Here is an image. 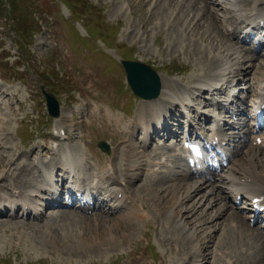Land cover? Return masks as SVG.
Listing matches in <instances>:
<instances>
[{
    "label": "rangeland",
    "instance_id": "1",
    "mask_svg": "<svg viewBox=\"0 0 264 264\" xmlns=\"http://www.w3.org/2000/svg\"><path fill=\"white\" fill-rule=\"evenodd\" d=\"M154 1L155 0H148V2L147 0H80L79 5H74L77 10L71 16L69 8L65 5L68 4L71 6L70 1L68 0H50V11L47 10L46 5L44 4L46 0H10L11 4L12 2L15 4V11L12 12L10 10L9 14L15 20L18 18V22L21 25L29 26L30 19L28 18V13L31 11H33L35 15L38 14L40 17L47 19H44L45 23L42 25L43 28L39 29V31L33 36L26 35L25 39L18 37V33H12V27L9 28L8 26H5V46L10 49L11 53H20V51H17L15 48V42H18L19 44L20 42L22 44L30 43L28 46L31 50L29 58H32L35 61V65H39L38 62L43 63L41 68L45 66V63L48 60L47 64L49 70L52 72V77L59 78V84H54L55 82L52 81L50 76L46 73L39 75L35 70L30 68L26 69L25 73L22 74V79L23 81H26V84H22L19 81H12L10 83L0 81V86L2 87H14L19 90V94L18 92L13 91L15 93L14 101H12V91L8 90L10 92L8 106L10 107L11 102L21 104V99H23V97L28 98L31 96L22 107L19 108L17 104L13 105L15 115L10 114L8 110H0V116L4 120H7L6 125L9 126V139L6 145L8 147L14 145L22 150L24 154H29L30 148L33 144H47L49 147H52L56 142H52L51 140V127L55 123H63L66 126L68 138L62 139V142L66 147L74 146L75 150H71L73 152H78L79 148L82 150L85 149L84 143L86 141H88L92 147H96L97 142L102 138L107 139L109 150L112 148V151H114L116 147L124 146L125 143L122 142V139L114 137L115 133L109 129L110 126L116 125L115 127L120 131L121 126L116 124L115 121L106 115H102V113L98 114L95 111V107L98 104L105 111H109L108 107L111 110L113 109L112 114L115 116H123L120 110L113 107L114 104L110 101L112 92L117 100H121L122 98V84L118 79L123 82H125V80L123 71L119 65V56L138 57L146 61L148 60V63H151L154 66V69L160 76L162 90L168 87L165 86L164 78H169L177 89L183 87V90L179 89L182 91V98L187 97V95L189 96L191 92L195 91L189 89L188 86L192 83H197L200 74L198 73L199 69L204 68L209 70L211 69L210 67H214V63L208 62L204 55L201 56L198 52H193V46L198 49L197 47L199 45L204 44L200 37L197 39V42L195 41L194 44H192L187 36H181L177 32L175 27H178V23H181L180 20L179 22H175L171 19L166 20L168 12H172L173 15L179 13L177 7L176 9L171 8L172 10L162 8L159 10L160 13L155 12L156 14L153 15H150L149 12H143L144 8L151 9L155 7ZM24 4L30 6L28 7L29 9L24 8ZM119 5H121V7H119ZM262 7H264V4H262ZM183 8L184 7L180 8V10L182 9V14H185L186 17L184 15H181V17L187 18ZM48 12L50 13L49 16ZM78 19H83L84 23ZM200 20L204 23L203 28H205L206 23L203 19ZM214 21L219 32L218 20L214 19ZM13 39L15 40L13 41ZM224 39L229 45H236L237 37H234L233 39ZM199 40H201V42ZM10 51H8V53ZM241 54L242 53L239 54L241 57H239L236 62L243 58V55ZM12 58L13 57L11 56V59ZM251 61L254 66L258 63L257 60L251 59ZM234 62L235 61L232 59L233 66L236 65ZM26 64L30 66L34 65L33 61L29 60H26ZM3 66L5 67L6 65L3 64ZM58 69L63 71L65 77H60L58 74L56 75ZM90 70L96 71L98 74H101L102 72L107 73L108 79L103 82L105 86L100 90H93L88 86V79L93 78V76L88 73ZM203 72L214 74L215 70L211 69ZM252 75L248 74L247 77H251ZM42 77L45 79V82L52 85L53 90L58 92V94L54 95L59 102L62 111H60L58 117H55L54 119H46V122L37 124V129L42 136L34 139L31 143L29 142L27 146H24L25 142L23 141L24 139H22L24 133L20 130L21 127L19 128V124L21 125L20 119L32 114L40 120L42 114L46 113V108L43 104L44 99L39 88V85L41 86L42 83H44ZM113 77L118 79H115L111 83L110 80ZM214 77L216 80L219 78L215 74ZM247 79L243 81L239 80L238 84L246 83V85H248ZM238 84L236 86H239ZM45 85L49 89L50 85L44 83V89L48 91ZM75 86L78 90H76ZM125 92L126 96L129 98V100H126V98L123 100L124 103H126V101L129 102V105H125V111H130V107L133 104L134 114H136V107L138 106L139 101H141V98H137L128 92V88ZM39 109L42 111L38 112ZM87 113L89 116H87ZM2 118H0V120ZM96 129L98 130L97 133L95 132ZM6 131L7 129L5 132ZM104 133H107V135L113 139L114 145L111 144V139L108 138L107 135L105 136ZM4 137L6 138H1L0 142L3 139H7V134L4 135ZM57 146L58 145L55 147ZM97 148L99 150L98 158L102 160L104 152L98 146ZM262 148L264 149V145ZM248 150L249 147L247 148V151ZM5 151L6 147L0 145V171L2 166H4L2 158L7 154ZM253 152H260L258 171L263 172L264 150H253ZM50 154L53 160L58 157L56 152H54L53 155L52 153ZM93 162L95 163V161ZM81 169L86 170L87 167L86 169L84 166L79 168L78 174L80 176ZM18 171L20 172V178L23 175L25 176L23 180L27 179L28 183L33 180L31 172L23 170ZM0 173H2V171ZM1 178L2 177H0V179ZM7 181L3 182L0 180V184L2 185V182L6 184L8 183ZM141 182H144V180L138 179L132 184V189L136 194L138 192H140L139 194H143L142 191L144 187H136L140 185ZM28 183H23V186ZM155 186L156 184L154 187ZM206 189L207 188L201 190L205 192ZM12 190L13 186H8L6 188L4 186V188L0 189V192L6 194L12 192ZM169 195H167V197H169ZM197 198L198 195H195L189 200L193 202L196 201ZM189 200H185V206L192 204ZM179 205H181V203ZM204 206L205 205L202 204L196 210H194L195 208L190 209L187 210L186 213L181 214L184 210V207L182 206L183 208L179 213L182 215V219L185 217L186 220L188 219L187 226L192 228L199 226L197 229L199 236H201L199 239L200 248H205V246H208L211 243L210 241L209 244L206 243L208 237H211L214 242L215 239L218 241L217 227L221 226L223 228V224L220 223L221 219L219 222L217 221L218 224L214 230H211L207 226L206 223L209 222H204V220H202V215L199 214L203 208L205 210ZM179 207H177V209H179ZM52 210L54 215L50 214L48 217L33 222L32 224H29L25 220L14 219L10 216L1 217L0 256L4 254L7 255L11 259L12 264H115L116 261L121 258L122 252L135 244L137 252H149L151 256L161 259V256L164 253H167V249H165L163 245L169 242L162 240L163 235L169 236L176 232L178 233H176L171 240H175L174 242L177 247L179 246L182 249L187 247V245H185L186 241L183 243L179 241L180 234L175 228L167 230L166 226L165 228L156 230L157 224L155 221L159 219L158 214H154V218L151 217L152 220H149L148 225L145 223L140 224V230H136L133 236H130V241L132 240L130 243L131 246L127 248V245L125 247L124 245L126 240L128 241L129 239H122L120 231H115L114 234L116 235V238L114 239L103 238H111L113 236L111 233L107 232V229L111 228L110 230H112L114 227V220H116V218L113 216L104 213L87 215L79 210L66 209L65 207L60 206H54L52 207ZM213 210H215V207L211 210L208 208V211H211V213L214 212ZM225 217L226 216H224V218ZM117 222L120 223L121 227H128L121 221ZM215 222L216 220H214L213 224ZM192 224H194V226H192ZM138 226L137 228H139ZM255 226L258 228L257 224H254V227ZM206 232L209 233L206 234ZM156 233L159 234L156 235ZM80 234H85V237L89 238V245L93 241L91 238L92 236H95L98 239L100 237V240L94 245H88L86 247V244L83 241V248H75V246L72 248L70 244L80 241ZM204 234L208 237H203ZM143 235L145 237H143ZM258 235L261 237L259 232L257 236ZM245 239H250V237H247L246 235L243 240ZM130 241H128V243ZM251 242L253 241L249 242V246L251 247L253 254L260 256L264 255L263 251L255 247ZM217 244L218 243L214 244L213 249H215ZM120 245L123 246V249L119 247ZM242 246L243 245L239 242L238 248L241 249ZM214 252H216V250ZM256 259L258 258L255 256L254 260ZM2 260L3 259L0 258V264H4ZM215 261H217V259L214 260L210 257V262L208 264H214ZM242 261L249 264V261L251 260L243 259ZM242 261H240V263Z\"/></svg>",
    "mask_w": 264,
    "mask_h": 264
},
{
    "label": "bare ground",
    "instance_id": "2",
    "mask_svg": "<svg viewBox=\"0 0 264 264\" xmlns=\"http://www.w3.org/2000/svg\"><path fill=\"white\" fill-rule=\"evenodd\" d=\"M219 1L222 2L226 8L228 4H230L232 8L226 9L222 7L220 4V8L217 9L214 6V4L219 3ZM210 4H213V6ZM262 4H264V0H155L154 1L155 7L153 6L154 8H151V9L144 8L143 12L144 13L149 12L150 15H153V14H156L155 12L158 13L159 10H161L162 8L169 10L171 8L176 9L177 7L179 13L176 15H173L172 12H168L166 15V20L171 19L175 22H179L180 20L181 23L180 24L178 23V27L176 26L175 28L181 36H187V38L192 42V44H194L195 41L197 42V39H199L200 37V39L202 40L204 44L199 45L197 47L198 49H196L195 46H193L192 50L193 52H198L199 55L201 56L204 55L205 59L208 62L214 63V67H210V68L215 70L214 74L218 76L219 78L216 80L213 73L208 74L206 72H203V71H209L211 69L206 70L204 68H201L199 69V72H198L200 74H199V79L197 80V83H198L197 87L201 86L200 89H202L206 85L210 87L212 84H216L224 80L225 77H234V76L248 74L249 72H251L253 68L254 76L252 78L254 79V83H255L254 89L255 91H257L255 95H257V97H260L261 95V98L264 100V57H262L261 59L258 57L259 63L254 66L251 61V59L255 58L254 53L250 52V50L244 47L239 48L235 44L229 45V43L224 38L226 39L233 38V33L227 32V30L219 23V21H225L229 19V23L233 24L235 28H237L238 24L240 25L244 24L242 28H245L246 26H250V25H259L258 23H260V21L264 23V8L262 9V7L260 6ZM119 7H121V5H119ZM182 7H184L183 10L185 11L187 18H185L186 17L185 14H182L183 13L181 11L182 9L180 10V8ZM218 10L220 11V13L218 12ZM181 15H184L185 17L183 18L185 19H183ZM200 19H203V21L206 23L205 28H203L204 23H202ZM214 19L218 20V23H219L218 28H219L220 33L218 32V29L215 26ZM254 27L256 28L257 26H254ZM201 40L199 41L201 42ZM240 53H242L241 55H243V58L240 61L236 62V60H238L239 57H241L239 56ZM204 57H201V58H204ZM232 59L235 61L234 62V64H236L235 66H233L232 64ZM204 76L208 78H206L204 81H201ZM164 82L166 84L165 86H168V87L162 90L161 92V94L164 96L163 98L161 99L160 97L156 99L150 98V99H147L146 102H143V103L140 102L138 104L137 113L135 114V116H133V119L131 120L121 119L118 116L117 118L119 119L114 120L117 123L120 121L119 124L127 125L128 128L130 127L138 128L141 136L139 140L138 139L134 140V136L129 131V129H124L123 130L124 132L122 131L124 133V136L127 138L126 140L128 142L124 144L122 148H120L121 146H119L120 149H115V151L119 152L121 157L123 158V166L121 168L116 166L115 157L111 158L110 163L107 165V167H102L101 165H99L93 168L97 174L101 172L106 173L107 180L103 188L106 189L108 194L118 193V192H122L124 194L127 191L125 188L120 186V180L118 179L119 174L127 182L128 186L132 187V184L136 180L138 179L140 180L141 177L140 178L138 177L140 176V174L141 175L144 174L143 171L146 166L158 167L161 163V159H164L163 164H165L166 167H168V165L171 163V157H169L168 155H166V157L163 158L165 152L162 150V146L166 147V145L164 144L158 145L156 148L150 150L149 152L146 151L147 150L146 146L150 145L148 144V139L151 136L150 131H151V128L153 127L152 123L155 121V123H157L155 126H163L164 123L167 121V117H168V114H165V113L168 112L167 109H170V107H177L179 109L180 107H182V110L186 108L185 107L186 105L182 102L183 99H181L179 94L176 93L177 87L173 85L171 79L164 78ZM250 86H251V83L249 84V87ZM9 94L10 92L8 90L0 89V98H1L0 109L3 103H7L9 105L8 103ZM14 98H15V93L12 91V101H14ZM187 103L188 102H186V104ZM8 107L11 109L10 106ZM191 125L192 124L189 123V126ZM6 129H7V126L0 125V139L6 138L4 137V135L7 134L5 132ZM222 133H223L222 131H219V134H222ZM249 133L254 134L253 136L254 139H255V136L258 134L255 129L254 121H251V127L249 130ZM260 138L262 139V143H263L264 137H260ZM162 141H163L162 139L158 140V142L160 143ZM222 142L223 141L219 139V143L221 145H222ZM0 145H4L3 142H0ZM259 146L260 145H257L256 147H254V149L257 151L264 150L263 148H260ZM4 147H6L5 152L7 154H5L4 155L5 157L2 158L4 166H2L1 168L2 173H0V177L2 178L0 180L3 182L7 181L6 172L9 171L10 174L8 176H10L11 178V183H9V185H12L13 183L14 185L17 186L16 188L21 187L22 184L27 181L23 180L24 175L21 178H20L19 173L15 175L16 167L12 166L14 165V158L17 159L20 156V154H15L12 148L8 146L4 145ZM43 151L49 152L50 147L44 145ZM63 151L64 153H61V152L59 153V157L62 158L64 167L65 165L66 166L68 165V167L73 168L77 162L76 159L80 160L79 158L80 154H75L74 153L75 151L72 152L68 149H64ZM259 153L260 152L258 153L250 152L247 155L245 153L244 154L245 157L243 158L242 161L235 160L233 163H231L227 167V169L223 170L225 171V173L219 174L220 176H219L218 181L220 182V179L225 180L228 186L227 192L223 190L224 186L220 184L219 182H212L209 184H198L197 183L198 181L196 182V180L191 179L187 173L181 175L177 172H174V174L170 175L169 178L173 176V179L175 180V182L167 183L164 177H162L161 175H158L156 170H153V169L149 170L150 171L149 172L150 174H148L149 177L148 176H146V178L142 177L144 182H141V184L136 187L137 188L144 187L143 188L144 192L142 191V193H143V196L145 197V200L151 201L150 205H147V204L144 205L143 203L141 204L139 203L137 204V207H133L131 204L132 207L129 209V211L125 215L121 216V219H124L125 221H131L135 219L137 221H134L132 226L127 225L128 227L126 226L121 227L120 223H118L117 220H114L115 223H114L113 229L112 230H110L111 228L107 229V232L111 233L113 236L111 238L110 237H103V238L104 239H114L116 238V235L114 234L115 231H120V235L122 236V239H130L129 237L131 235L133 236L136 230H140L139 228H137L140 217H142V212L140 211V209L144 211H149L150 209H154L157 212L162 214L161 215L162 218L160 219L161 221L160 227L165 228L166 226H168L167 230L168 229L172 230V228L173 229L175 228L177 231H179V234H180L179 237H180L181 242L183 243L184 241H186L185 243L189 244V247L186 248L187 250L186 252H183V254H189L190 256L192 255L193 257L196 256L195 258H198L200 256L202 257V259L208 258L209 256L216 257L217 252L220 253V257H224L226 255H231V254L233 256V253L235 250H232V249L235 248V245L239 244V242H241L247 234L255 233L253 232L254 229L253 228L250 229V226L248 225V223L244 221V220H248L250 222L251 218L255 214L249 213L248 215H245L244 213L243 214L240 213L238 209H236V211L235 210L229 211L227 209L229 208V206L225 208L223 199L225 198L229 202L235 203V206H236L237 196L241 195V197L242 196L244 197L245 201H244V204L241 205L240 208L247 209L249 212H251L250 203L252 199L262 195L263 198L260 201V204L264 205V171L263 172L258 171V164L260 163ZM16 165H20V167H25V161L22 160L19 164L16 163ZM12 175L13 176L15 175L13 177V182H12ZM83 176H84V181L89 180L90 178V176H88L87 174H83ZM68 177H71V176L68 175ZM46 181H48V177H46ZM3 182H2V186H4L5 184ZM155 184L156 186L154 187ZM210 184H212L213 186H210ZM42 186L45 190H49V187L44 186V185ZM69 186H73L74 188L82 187L80 184L75 183V179L72 184H69ZM25 188H26L25 191L15 192L12 196V199L7 200L8 201L7 206L12 204V202H14L15 200L26 201V198L31 196V189L37 194L42 192V189L40 187H35L33 186L32 183H29L28 185H26ZM51 188L54 190V194H55L56 186L51 184ZM204 188H207V189L205 192L202 193L201 189H204ZM221 191L223 192V194ZM128 193H129V197H131L132 199L141 200V196L137 195L140 192L136 194L134 190H131ZM167 195H169V197H167ZM195 195H198L197 200L191 202V200L189 199ZM186 199H188L192 204L191 205L189 204V206H185L184 202ZM0 203H1V198H0ZM180 203L181 205H179ZM201 203L205 205L204 206L205 210L203 208V210L200 211L199 214L202 215L203 217L202 220H204V222L206 221L209 222V223H206L208 227H213V230H214L216 225L220 221V219H221L220 223L223 224V228L221 226L217 227L218 228L217 236L219 237V240L216 241L215 239V242L218 243L215 247V250H218V251L215 253H211L212 249L207 248L203 250L202 248H200L201 246L199 245V243L196 242V240L199 241V239L201 238V236H199L198 234V229H197L199 226L194 227V228L187 226L188 219L186 220V217L182 219V215L179 214L180 210H182L183 207H184V210L183 212H181V214L186 213V211L190 209H194V208H195L194 210L198 209L199 206L202 205ZM216 203H222V206L216 207ZM177 207H179V209H177ZM214 207H215V210H213L214 212L211 213V211L210 212L208 211V208L211 210ZM30 208H33V207L30 206ZM3 215L4 214L0 216H3ZM5 215H10V213L7 212ZM224 216L226 217L224 218ZM214 220H216V222L213 224ZM192 226H194V224H192ZM167 232H170V231H167ZM176 233H174L173 235H169V236L163 235L162 240L170 241ZM207 233L209 232H206V234ZM204 236L208 237L205 234L203 235V237ZM79 237H81L80 241L76 240L77 242L70 244L72 248L74 246L75 248H83V245H82L83 241L86 244L85 247L89 245V238L85 237V234L84 235L80 234ZM167 237H171V238H167ZM91 238L93 240L92 243L90 244L91 246L100 240V237L99 239L96 238L95 236H92ZM171 241H175V240H171ZM209 241L210 242L213 241L211 237L207 238L206 243L209 244ZM251 243L258 249L262 250L264 253V250H263L264 247L261 246V244L259 243V238L256 237V240ZM108 245H111V244H108ZM107 249L109 250L108 247ZM249 251H251V247H249L248 249H245V253H248ZM168 256L170 259L174 257V256H171L170 254ZM240 261H242V258H240L239 263ZM168 262H170V260H168ZM242 262L243 264H247V262L245 261H242ZM249 264H252L251 261H249Z\"/></svg>",
    "mask_w": 264,
    "mask_h": 264
},
{
    "label": "water",
    "instance_id": "3",
    "mask_svg": "<svg viewBox=\"0 0 264 264\" xmlns=\"http://www.w3.org/2000/svg\"><path fill=\"white\" fill-rule=\"evenodd\" d=\"M128 77L134 90L145 98L158 93V78L154 71L139 62H127ZM49 110L56 113V102L47 95Z\"/></svg>",
    "mask_w": 264,
    "mask_h": 264
},
{
    "label": "trees",
    "instance_id": "4",
    "mask_svg": "<svg viewBox=\"0 0 264 264\" xmlns=\"http://www.w3.org/2000/svg\"><path fill=\"white\" fill-rule=\"evenodd\" d=\"M14 6V4H12V7Z\"/></svg>",
    "mask_w": 264,
    "mask_h": 264
}]
</instances>
